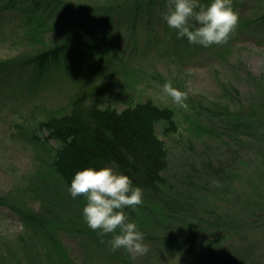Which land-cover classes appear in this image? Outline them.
I'll list each match as a JSON object with an SVG mask.
<instances>
[{
  "label": "rangeland",
  "instance_id": "374dc122",
  "mask_svg": "<svg viewBox=\"0 0 264 264\" xmlns=\"http://www.w3.org/2000/svg\"><path fill=\"white\" fill-rule=\"evenodd\" d=\"M63 1L90 9L114 0ZM169 1L167 10L158 6L149 18L132 21L126 13L112 27L106 48L100 37L74 42L66 60L35 80L32 69L20 64L33 56L34 46L21 41L12 22L0 23V264H63L54 244L73 264H264V149L233 147L218 115L229 103L238 109L232 88L242 102L253 93L247 72L264 81V28L241 27L264 13V0L243 2L224 19L226 32L210 35L208 44L192 52L173 46L174 19L163 18L172 10ZM57 32L47 37L59 40ZM98 88L108 91L103 107L116 112L145 102L173 107L177 130L165 136L157 127L169 150V174L178 181L205 170L207 189H214L203 196L205 206L232 224L224 239L214 242L224 236L222 229L202 248H174L155 241L151 228L125 237L101 209L85 210L72 200L50 169L49 147L30 138L42 123L70 114L78 94ZM217 171L227 180L209 178ZM25 210L42 215L41 228H29Z\"/></svg>",
  "mask_w": 264,
  "mask_h": 264
},
{
  "label": "trees",
  "instance_id": "16d2710c",
  "mask_svg": "<svg viewBox=\"0 0 264 264\" xmlns=\"http://www.w3.org/2000/svg\"><path fill=\"white\" fill-rule=\"evenodd\" d=\"M167 1L114 0L112 4L85 9L63 0H0V23L12 22L21 41L34 46L33 56H25L20 64L23 70L32 69L31 79L35 80L50 66L66 60L73 52L74 42L100 37L101 46L106 48L115 24L127 15L132 21L142 14L149 18L158 6L167 10ZM245 1L170 0L171 15L165 11L163 18L174 19L173 46L190 52L191 47L202 48L209 43L210 35L217 37L220 31L226 32L224 19ZM64 9L67 12L62 14ZM192 20L202 25L203 33H197ZM248 26L264 28V13L249 18L241 27ZM55 32L58 41L47 37ZM2 64L0 61V72ZM247 76L253 83V93L242 102L238 90L232 88L238 109L232 110L229 103L218 115L233 147L258 151L264 149V81L249 72ZM107 94L104 88L78 94L72 100L70 114L42 123L30 138L49 147L50 169L72 200L85 210L101 209L113 221L110 226L115 227L114 231L123 232L125 237L141 236L138 231L151 228L155 230V241L159 239L174 248H185V244L199 248L222 229L224 236L214 242L224 239L232 224L216 208L205 206L208 203L203 196L214 191L207 189L203 180L205 170L201 168L197 176L185 175L178 181L169 174V150L157 134V127L163 126L165 136L177 130L173 107L145 102L116 112L103 107ZM42 132L47 136H38ZM50 140L56 143L55 147L48 145ZM215 174L209 178L219 182L228 178L222 179V171ZM21 214L29 228H41L42 215L30 210ZM54 246L59 247L63 264H73L58 244Z\"/></svg>",
  "mask_w": 264,
  "mask_h": 264
}]
</instances>
